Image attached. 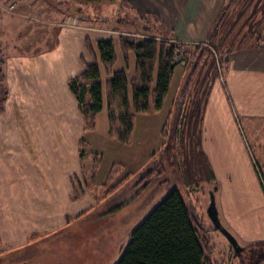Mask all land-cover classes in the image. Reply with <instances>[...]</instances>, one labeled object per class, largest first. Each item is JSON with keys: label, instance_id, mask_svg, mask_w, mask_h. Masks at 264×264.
Listing matches in <instances>:
<instances>
[{"label": "crops", "instance_id": "0c3cea01", "mask_svg": "<svg viewBox=\"0 0 264 264\" xmlns=\"http://www.w3.org/2000/svg\"><path fill=\"white\" fill-rule=\"evenodd\" d=\"M12 1L4 0V6ZM130 1L142 14L156 13L178 41L192 44L206 40L227 2ZM47 5L48 0H26L7 13L0 7V55L8 90L0 112V246L4 251L26 246L31 236L61 231L96 203L85 186L80 195L87 202L71 198L82 175L81 139H88L98 126L85 134L69 79L93 61L86 40L109 38L116 31L111 29L108 35L110 31L82 24L76 15L63 16L53 22L51 43ZM227 58L229 67L212 82L202 104L208 138L203 145L217 179L226 174L225 168L228 175L238 173L232 168L228 138L220 140L215 130L224 127L226 119L239 136L235 111L255 123L264 118V42L238 49ZM178 95L177 91L171 101L176 123L185 107ZM241 148L246 154L243 142ZM225 153L228 164L223 161Z\"/></svg>", "mask_w": 264, "mask_h": 264}, {"label": "rangeland", "instance_id": "374dc122", "mask_svg": "<svg viewBox=\"0 0 264 264\" xmlns=\"http://www.w3.org/2000/svg\"><path fill=\"white\" fill-rule=\"evenodd\" d=\"M2 1L4 4V0ZM24 1L26 0L17 2L21 4ZM48 4L45 16L49 20L47 30L50 31L47 34L52 43V29L56 26L53 22L63 16L68 18L76 15L78 20L80 18L79 12H73L72 9H77L70 0H48ZM118 4V1L94 4L91 6L93 8L88 7L90 11L84 12L82 17L115 20ZM8 7L9 5L2 7L6 13L9 12ZM82 24L98 27L102 32L111 29L116 31L109 38L121 34L115 30V22L108 28L94 21ZM104 35L107 36V33ZM116 50L119 57L116 68H125L131 79L135 74V54H129L126 66L119 45ZM89 54L93 57L92 53ZM206 60L209 62L211 58L208 56ZM184 65L185 63H180L176 69L163 109L136 115L130 144L111 138L104 107L98 115L97 131L89 134L87 139L88 151L98 152L103 158L94 190H90L87 182L76 180L80 191L85 186L91 193H96V203L61 231L31 236L29 243L16 251H4V247L0 246V264H116L134 228L174 188L181 192L187 205L202 216L209 226L214 225L207 212L210 193L214 191L222 223L243 247L242 251L237 252L222 232L214 231L216 250L213 258L218 263L264 264V259L261 261L264 254V118L255 123L250 121L248 115L235 111L239 136L234 135V127L226 119L224 127L215 130L220 140L228 138V152L234 157L231 160L232 168L238 174L228 175L230 172L225 168L224 176L209 182L206 163L210 167L212 163L203 145L205 137L207 138L203 127L204 112L198 110L190 117L194 109L193 102H203L206 88L197 80L184 86L189 71L190 74L195 73L194 69L185 70ZM177 91L178 101H183L185 106L182 111L188 115L190 113L184 123H176L175 112L171 113V101ZM242 142L246 154L241 148ZM200 153L205 156L204 159L200 158ZM224 157L223 161L228 164L230 161L226 153ZM248 158L252 165L247 161ZM152 169L160 172L153 177L151 185L143 190V185L138 182L146 171ZM124 178V187L110 194V189ZM86 179H90L89 175ZM81 197L82 195L79 198ZM84 197L81 201L87 202ZM6 246L8 248L9 245Z\"/></svg>", "mask_w": 264, "mask_h": 264}, {"label": "trees", "instance_id": "16d2710c", "mask_svg": "<svg viewBox=\"0 0 264 264\" xmlns=\"http://www.w3.org/2000/svg\"><path fill=\"white\" fill-rule=\"evenodd\" d=\"M13 1L19 5L18 0ZM111 1L119 3L115 20L82 17L84 12L90 11L88 7ZM70 2L76 6L77 11L72 10L74 13L79 12L81 23L100 22L108 28L115 22V30L121 33L115 38L86 40L93 61L86 63L82 72L69 79V87L78 100L85 134L97 129L98 115L106 107L109 134L123 144L132 142L138 113L163 109L175 69L180 63H185V70L195 71L194 74L189 71L184 86L194 80L200 81L201 86L206 88L203 94L205 102L212 82L224 75L229 67L228 55L241 48L261 46L264 42V0H227L209 36L203 43L194 44L178 41L156 13L142 14L130 0ZM117 45L120 46L126 66L129 54H135V74L131 79L125 68H116L119 59ZM208 56L211 58L209 62L206 60ZM4 65L5 60L0 55V112L4 110L8 96ZM202 104L201 101L193 102L194 109L191 115L189 113L190 117L198 110L203 111ZM189 115L182 111L180 122L184 123ZM88 147L89 142L83 137L82 175L77 180L87 182L92 191L103 158L98 152L88 151ZM199 155L201 159L205 158L202 153ZM206 165L208 180L213 182L216 175L209 163ZM159 172L152 169L142 175L138 183L143 185V190L151 185L153 177ZM87 175L89 180L86 179ZM124 181L125 178L115 184L109 193L123 188ZM139 184L136 183V186ZM80 193L82 191L76 184L72 200H77ZM92 195L98 199L96 193ZM214 231L218 229L214 225L209 226L202 216L187 205L181 192L174 188L134 228L116 264H220L213 258L216 250ZM263 259L264 254L262 262Z\"/></svg>", "mask_w": 264, "mask_h": 264}, {"label": "water", "instance_id": "95a60500", "mask_svg": "<svg viewBox=\"0 0 264 264\" xmlns=\"http://www.w3.org/2000/svg\"><path fill=\"white\" fill-rule=\"evenodd\" d=\"M178 62H179V60H178ZM210 195H211V200H210V204H209L208 209H207V212H208V215H209L210 219L212 220L214 226L218 229V231L222 232L228 238V240L230 241V243L232 244L234 249L237 252L242 251L243 247L241 246V244L239 243L237 238L222 223V221L220 219L219 210H218V207H217L216 197H215L214 191H211Z\"/></svg>", "mask_w": 264, "mask_h": 264}, {"label": "built area", "instance_id": "2783aa9c", "mask_svg": "<svg viewBox=\"0 0 264 264\" xmlns=\"http://www.w3.org/2000/svg\"><path fill=\"white\" fill-rule=\"evenodd\" d=\"M8 11H13L15 7L17 6V3L15 1H12L10 4H8ZM0 7H3V1L0 0Z\"/></svg>", "mask_w": 264, "mask_h": 264}]
</instances>
